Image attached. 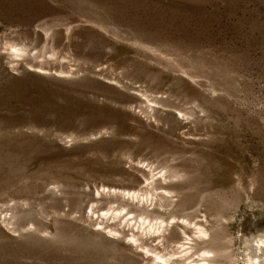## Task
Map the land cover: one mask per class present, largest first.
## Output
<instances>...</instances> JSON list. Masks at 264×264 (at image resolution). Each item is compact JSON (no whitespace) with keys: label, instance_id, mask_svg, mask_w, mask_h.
Returning <instances> with one entry per match:
<instances>
[{"label":"rangeland","instance_id":"rangeland-1","mask_svg":"<svg viewBox=\"0 0 264 264\" xmlns=\"http://www.w3.org/2000/svg\"><path fill=\"white\" fill-rule=\"evenodd\" d=\"M259 237L264 0H0V264H251Z\"/></svg>","mask_w":264,"mask_h":264},{"label":"bare ground","instance_id":"bare-ground-1","mask_svg":"<svg viewBox=\"0 0 264 264\" xmlns=\"http://www.w3.org/2000/svg\"><path fill=\"white\" fill-rule=\"evenodd\" d=\"M203 231V230H201ZM259 236V235H258ZM252 237V236H251ZM255 237V236H254ZM248 238V237H247ZM258 238V237H257ZM250 240V239H249ZM248 261L250 260L251 264H260L259 262L261 261V257H264V237H259V239H252L248 242ZM209 251H203V254L205 256L209 257ZM162 259V263H169L170 261H172L174 258L171 256L169 257H162V256H158ZM207 259V258H206ZM171 264V263H169ZM198 264V263H195ZM201 264H207V263H201ZM209 264V263H208Z\"/></svg>","mask_w":264,"mask_h":264}]
</instances>
